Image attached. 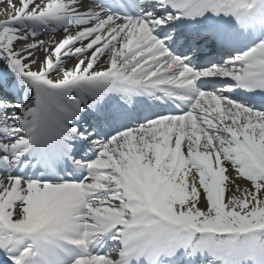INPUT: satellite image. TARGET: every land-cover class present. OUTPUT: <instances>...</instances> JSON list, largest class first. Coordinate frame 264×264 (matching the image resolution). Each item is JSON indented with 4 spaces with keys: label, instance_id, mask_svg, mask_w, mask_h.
I'll return each mask as SVG.
<instances>
[{
    "label": "snow or ice",
    "instance_id": "1",
    "mask_svg": "<svg viewBox=\"0 0 264 264\" xmlns=\"http://www.w3.org/2000/svg\"><path fill=\"white\" fill-rule=\"evenodd\" d=\"M0 264H264V0H0Z\"/></svg>",
    "mask_w": 264,
    "mask_h": 264
},
{
    "label": "bare ground",
    "instance_id": "2",
    "mask_svg": "<svg viewBox=\"0 0 264 264\" xmlns=\"http://www.w3.org/2000/svg\"><path fill=\"white\" fill-rule=\"evenodd\" d=\"M48 35H51V34H45V35L42 36L41 38H42V39H47ZM55 35H56L57 38H59V37L62 35V33H59V32H58V33H56ZM72 63H74V61H68V65H69V66H70ZM240 182H242V181H240Z\"/></svg>",
    "mask_w": 264,
    "mask_h": 264
},
{
    "label": "rangeland",
    "instance_id": "3",
    "mask_svg": "<svg viewBox=\"0 0 264 264\" xmlns=\"http://www.w3.org/2000/svg\"><path fill=\"white\" fill-rule=\"evenodd\" d=\"M71 61V60H70Z\"/></svg>",
    "mask_w": 264,
    "mask_h": 264
}]
</instances>
